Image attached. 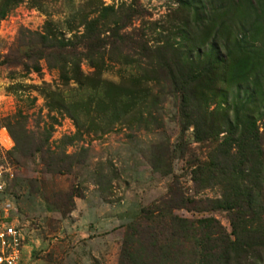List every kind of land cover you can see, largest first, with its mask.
<instances>
[{"label":"rangeland","instance_id":"rangeland-1","mask_svg":"<svg viewBox=\"0 0 264 264\" xmlns=\"http://www.w3.org/2000/svg\"><path fill=\"white\" fill-rule=\"evenodd\" d=\"M96 5L116 10L110 27L122 21L120 32L147 49L134 55L129 45H112L98 69L91 61L99 60L80 57L82 85H62L30 50L41 47L38 34L47 28L63 41L79 39ZM128 7L134 14L126 19ZM235 35L246 51L230 63L252 65L245 75L217 67L224 81L206 90L209 110L241 108L252 76L264 87V0H0V215L19 233V264H188L189 246L162 262L132 240L121 256L123 232L174 180L185 196L218 195L215 185L196 189L190 180L194 160L209 149L183 126L165 64L199 57L203 68L210 42L231 45ZM58 94L61 106L53 103ZM248 106L259 111V104ZM70 192L79 196L61 214L55 205ZM172 213L212 216L230 230L224 211Z\"/></svg>","mask_w":264,"mask_h":264},{"label":"trees","instance_id":"trees-1","mask_svg":"<svg viewBox=\"0 0 264 264\" xmlns=\"http://www.w3.org/2000/svg\"><path fill=\"white\" fill-rule=\"evenodd\" d=\"M94 12L97 14L94 18L83 22L79 39L74 37L73 41H63L47 28L38 34L41 47L30 50L32 57L44 59L57 71L62 85L70 81L82 85L78 70L80 57L99 60L96 64L91 61L92 67L98 69L103 65L106 48L112 45H129L134 55H142L147 49L139 37L138 40L129 39L120 32L125 26L122 21L118 24V20L114 19L110 27L107 18L113 17L116 12L112 7L96 5ZM133 14L134 9L128 7L124 17L127 19ZM241 42V36L237 38L236 35L231 45L226 41L219 44L214 38L205 54L204 66L200 69L199 57H195L196 63L177 58L166 62L172 92L180 94L183 126H191L194 141L209 149L203 159L194 160L190 180L196 189H204L212 184L219 192L215 197L185 196L176 181H172L162 197L141 208L135 219L125 226L121 256L124 252L130 253L128 244L134 240L139 243L140 250L148 253L154 261L164 262L170 255L177 254L176 250L189 246L186 254L190 257L188 264H262L264 87L259 88L258 75L252 76L242 89L241 108L235 106L232 110L220 104L209 110L208 102L213 95H205L215 81H224L216 78L217 67L227 69L231 65L233 75L237 72L245 75L248 71L247 65H252L249 60L230 63L235 52L246 51ZM78 43L80 48L76 47ZM32 69L37 71L38 67L34 65ZM53 103L61 106L63 99L59 96ZM223 103H227L225 99ZM250 103L259 104L256 116L249 110ZM258 120H262L261 126L256 125ZM152 166L156 168L154 164ZM70 193L64 195L63 205H55L61 214L68 213L73 205L72 197L79 196L78 193ZM175 209L224 211L230 230L226 231L212 216L188 219L172 213Z\"/></svg>","mask_w":264,"mask_h":264},{"label":"built area","instance_id":"built-area-1","mask_svg":"<svg viewBox=\"0 0 264 264\" xmlns=\"http://www.w3.org/2000/svg\"><path fill=\"white\" fill-rule=\"evenodd\" d=\"M19 241V233L14 228L11 219L0 215V264H19Z\"/></svg>","mask_w":264,"mask_h":264}]
</instances>
